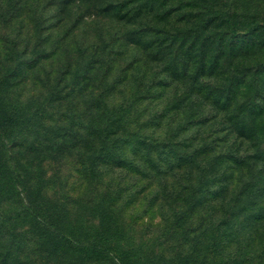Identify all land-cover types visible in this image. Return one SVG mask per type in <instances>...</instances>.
<instances>
[{
	"label": "rangeland",
	"instance_id": "rangeland-1",
	"mask_svg": "<svg viewBox=\"0 0 264 264\" xmlns=\"http://www.w3.org/2000/svg\"><path fill=\"white\" fill-rule=\"evenodd\" d=\"M66 2L5 0L0 8V61L8 64L12 82L8 88L0 84V106L24 120L8 135L12 152L0 145V172L5 175L0 185H8V171L16 167L26 185H37L38 202L55 206L61 218L49 230L19 226L9 218L20 209V200L3 201L0 248H9V239L22 236L17 243L29 264H130L106 262L101 254H110L116 244L105 243V230L114 227L120 242L144 253L138 264H223L221 259L228 262L229 255L235 258L230 264H264L260 161L239 171L229 165L210 167L209 157L188 153L182 168L166 167L169 163L162 161L179 156L172 144L181 138L182 124L187 137L197 132L198 138L226 137L222 142L236 144L243 140L234 138L228 129L230 111L220 110L213 95L206 98L207 89L196 94L192 78L166 76L164 64L149 58L155 38H170L165 34L171 25L202 33L207 55L216 52L222 33H227L221 41L227 52L230 36H245L250 12L264 16V0ZM178 2L182 8L169 14L173 5L166 4ZM217 3L223 12L208 25L204 11ZM17 10L36 13L26 21L13 20ZM166 13L168 19L163 18ZM216 21L224 26L217 27ZM140 36V45L131 44ZM199 49L194 46L189 53L195 56ZM169 58L172 74L185 70L191 75L198 69L195 57ZM246 58L250 62V55ZM205 64L208 72L211 65L207 60ZM214 71V77L204 78L217 85L221 78ZM157 79L165 80V86L156 87ZM203 118L209 120L200 124ZM93 127L111 131L106 142ZM147 136L169 143L149 150L141 143ZM103 144L107 151L98 152ZM224 185L228 189L223 197L219 193ZM222 219L232 222V235L241 231L224 255L211 246ZM56 230L81 250L47 236Z\"/></svg>",
	"mask_w": 264,
	"mask_h": 264
},
{
	"label": "trees",
	"instance_id": "trees-1",
	"mask_svg": "<svg viewBox=\"0 0 264 264\" xmlns=\"http://www.w3.org/2000/svg\"><path fill=\"white\" fill-rule=\"evenodd\" d=\"M5 0H0V8L2 7V2ZM10 0H6L8 2ZM19 2L28 3L32 0H17ZM71 2L72 0H68ZM171 0H165V3ZM69 2H66L69 4ZM218 2V0H217ZM181 2L173 5L169 14L179 11L182 6H179ZM165 5V4H163ZM258 10V9H255ZM223 8L220 7V4L217 3V7L210 6L207 13L204 11V21H208V25L214 23L217 17L222 14ZM31 13H36L35 10H25V11H15L12 14V19H26L29 18ZM165 14L163 18L168 19V15ZM217 14V16H216ZM251 22H249L247 29L245 30V36H230L226 41H230L228 45V50L224 49L222 37L227 35V33H222L218 41V48L213 55H207L205 48L206 38L196 31V33L189 29H184V26H173L166 30V36L170 38L163 39L162 36L155 38L154 42V52L152 57H149L154 62H160L164 64L162 66V72L164 75L171 77V75H177V80L185 81L186 78H192L197 85L196 94L203 92V89H207V97L213 95L214 102L220 110H228V121L230 125L228 129L233 134L234 138H240L245 142L240 144L234 141L222 142L223 139L214 138L211 140V136L199 137L198 133L194 132L191 136H186L183 133L186 130V125L182 124L178 128V132L181 133V138L176 140L173 144L170 141L172 135L169 136L170 144L178 147L176 149L177 154L176 158L172 160L167 159L166 162L169 163L165 165L168 168L173 167L174 165L180 166L182 168L185 165V161L188 162L187 156L188 153L191 154V157H209L210 162L208 166L218 168L224 165H229V169H235L242 171L243 169L254 168L256 163L260 161L262 169L260 172H264V150L262 148V143L264 142V16L257 15L255 13H249ZM259 19H262L261 21ZM182 21V19L178 20ZM217 27L221 28L224 26L223 21L217 22ZM164 33L163 31L157 32V34ZM172 33V34H171ZM174 34V35H173ZM237 34V32H236ZM143 36L137 38V40L132 41L133 45H140L142 43ZM238 38H242L238 40ZM192 43V44H191ZM191 44V45H190ZM190 45V47H189ZM200 46L199 52L193 56L189 53V50L194 46ZM104 46V45H103ZM186 47V48H185ZM203 47V48H202ZM98 48V45H97ZM187 52V53H186ZM118 54H121L120 52ZM195 57V62L198 63V69L189 75L187 71L175 72L172 74L171 67L172 65L169 61L171 56L175 58L181 57L183 60H186L185 56ZM250 55V62L246 63L247 56ZM210 63L209 71L207 72L205 61ZM235 62V67L230 68V62ZM169 62V63H168ZM175 65L180 63L175 60ZM178 67V66H177ZM4 71H1L3 70ZM217 69V85L214 84L212 80L205 79L209 77H214L215 71ZM17 73V68H13L11 71ZM158 71V73H162ZM8 71V64H5L4 60L0 61V84L5 88L11 86L10 77ZM18 76V74H14ZM205 77V78H204ZM157 82L156 87H164L165 80L157 79L154 80ZM199 87V88H198ZM162 94V93H161ZM160 96V93L158 97ZM174 108L178 107L177 105L172 106ZM122 110H125L124 107ZM123 115V114H122ZM127 113L125 114V116ZM123 117L117 118L119 120ZM209 118H203V121L199 122L200 124H205ZM220 120H223L221 118ZM226 120V118H224ZM121 123V122H120ZM24 125V120L18 118L17 114H14L7 109H4L0 106V145L4 148H7L9 152H12L13 144L10 142L8 135L16 128L20 129ZM99 129L98 127H93ZM100 130V129H99ZM101 134L103 139L106 142L108 137L109 130L102 128ZM197 139V140H196ZM196 140V143H194ZM217 140V141H216ZM248 142V143H247ZM144 145H147L149 150L151 148H157L158 146H167L169 142L166 140H159L158 142H152L148 140V136L144 137L141 141ZM170 147V146H169ZM243 148V149H242ZM251 149H255L251 151ZM107 151L106 144L100 146L99 151ZM217 151L216 155L213 153ZM100 153H98L99 156ZM212 154V157H211ZM261 157L263 160H261ZM163 167V166H162ZM5 175L0 172V182L4 179ZM8 185L2 187L0 185V206L3 201H13L15 204L19 203L20 200V209L15 214L11 216L10 221L13 219L17 225L22 226L26 223L30 224L32 228L41 229H50L51 227L56 226V222L61 220L57 212H54L55 206L42 204L37 200V185L31 186V188L26 185V182L22 178V173L18 172L15 168H11L8 171ZM220 181V180H217ZM225 182V180H223ZM25 189V191H24ZM228 187L223 186L222 191L219 193L223 196ZM224 197V196H223ZM10 207H15L13 204ZM229 217L227 216L226 219ZM234 219V217H232ZM231 219V220H232ZM228 225V226H226ZM232 222L228 224L226 220L222 219V222L217 224V234L216 239L212 242L211 246L217 247V254L224 255L226 253V248L233 242L235 236H238V232H241L236 228V232L233 231L232 235ZM112 229H106L105 243H110V241L115 240L116 244L113 246L111 253L102 252L106 262H123L126 263L129 261L130 264H138L141 260L145 259L144 253L140 251L137 247H127L125 244L120 242V239H117L116 232L114 227ZM37 231V232H38ZM56 233L47 235L56 239V241L61 244L64 243L71 250H81L79 246H76L72 241V238L64 234L63 232L56 230ZM22 233V232H21ZM19 237V236H18ZM11 238L9 239V248L2 249L0 248V264H29L27 261V256L21 251V246L17 243L18 239L21 238ZM227 242V243H226ZM229 243V244H228ZM120 248H119V247ZM112 251L121 252V255H118ZM221 263L230 264L235 261L233 256L229 255L228 262L221 259ZM231 261V262H230Z\"/></svg>",
	"mask_w": 264,
	"mask_h": 264
}]
</instances>
